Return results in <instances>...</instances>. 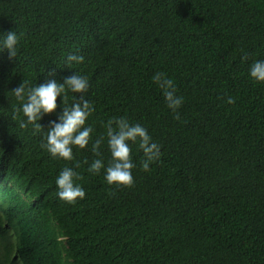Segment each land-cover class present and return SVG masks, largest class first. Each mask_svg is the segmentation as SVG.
I'll use <instances>...</instances> for the list:
<instances>
[{
  "label": "trees",
  "instance_id": "1",
  "mask_svg": "<svg viewBox=\"0 0 264 264\" xmlns=\"http://www.w3.org/2000/svg\"><path fill=\"white\" fill-rule=\"evenodd\" d=\"M23 33L20 55L0 52V256L10 264H264V84L247 74L264 59V0H0V33ZM78 52L95 112L123 116L161 145L145 172L132 145L134 183L109 186L74 149L85 198L67 204L41 133L10 119L23 80L71 75ZM248 56L241 62L242 55ZM157 71L183 97L174 118ZM54 72V76H49ZM231 97L234 103H227ZM55 114L60 112L59 98ZM104 159L108 152L102 148Z\"/></svg>",
  "mask_w": 264,
  "mask_h": 264
},
{
  "label": "clouds",
  "instance_id": "2",
  "mask_svg": "<svg viewBox=\"0 0 264 264\" xmlns=\"http://www.w3.org/2000/svg\"><path fill=\"white\" fill-rule=\"evenodd\" d=\"M23 33L15 30L0 33V52H7L9 60L20 55ZM85 57L78 52L67 53L63 65L71 69V75L58 81L47 79L45 83L35 80H23L15 87L9 96L14 103L11 106L10 119L20 129L31 126L34 133H41L40 147L53 159L73 162L72 166L63 167L55 177L56 196L67 204H75L85 198L84 188L77 183L80 174L76 168L81 166L75 160L74 149L84 150L91 145L90 150L95 157L89 162L84 160L87 171L93 175L103 173V180L109 186L131 187L134 183L133 169L136 163L132 157V145L138 144L142 152L140 167L148 172L150 165L158 162L162 152L161 145L149 135L145 126L131 123L127 118L111 117L103 123L104 132L99 138L93 139L94 128L87 121L95 112L94 104L87 98L90 81L87 75L73 71L84 63ZM248 56L242 55L241 62H247ZM248 77L255 83L264 84V59L251 62L247 70ZM48 75L54 76V72ZM152 82L161 90L167 109L179 119L178 110L183 104V97L177 95V89L171 77L162 71L153 73ZM60 112L55 119L48 121L47 130L40 121L45 117ZM227 103H234L229 97ZM102 148L108 152L104 159ZM15 264H29L22 257L18 260L12 257ZM0 264H10L0 256Z\"/></svg>",
  "mask_w": 264,
  "mask_h": 264
}]
</instances>
